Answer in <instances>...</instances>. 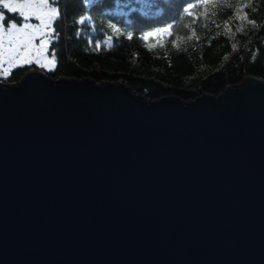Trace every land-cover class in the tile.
I'll return each instance as SVG.
<instances>
[{"label": "water", "instance_id": "95a60500", "mask_svg": "<svg viewBox=\"0 0 264 264\" xmlns=\"http://www.w3.org/2000/svg\"><path fill=\"white\" fill-rule=\"evenodd\" d=\"M0 264H264V79L0 82Z\"/></svg>", "mask_w": 264, "mask_h": 264}, {"label": "trees", "instance_id": "16d2710c", "mask_svg": "<svg viewBox=\"0 0 264 264\" xmlns=\"http://www.w3.org/2000/svg\"><path fill=\"white\" fill-rule=\"evenodd\" d=\"M245 4L255 10H240ZM57 6L49 45L55 61L44 71L50 79L121 80L150 100L183 101L201 91L216 96L243 75L264 79V0H58ZM161 29L168 31L143 39ZM28 69L18 66L0 82H18Z\"/></svg>", "mask_w": 264, "mask_h": 264}, {"label": "snow or ice", "instance_id": "6c2138e0", "mask_svg": "<svg viewBox=\"0 0 264 264\" xmlns=\"http://www.w3.org/2000/svg\"><path fill=\"white\" fill-rule=\"evenodd\" d=\"M201 2L207 3L208 0H201ZM57 4L58 0H0V69L3 68L6 56L9 58L10 65L14 61L31 63L42 50L48 47V44L55 38V29L52 25L60 17ZM227 7L231 8L233 5L228 4ZM239 8L240 10L243 8L255 10L254 5L251 4L241 5ZM9 13L15 14L20 22L17 23L16 18H10ZM237 18H240L239 15ZM243 18L247 20V13H244ZM33 19L38 23H31ZM80 22L83 23V18ZM247 23L256 26L255 20H247ZM110 27L115 29L116 26L110 25ZM237 30L242 31L243 29L241 27ZM161 31L166 32L168 29L146 33L143 39L148 40ZM37 37H40L38 44L36 43ZM129 38H131V33H129ZM111 39L112 37L109 36L108 40L111 41ZM232 47L235 50L236 44ZM54 61L55 52L53 50L47 63L52 64ZM35 63L40 65V60L35 59Z\"/></svg>", "mask_w": 264, "mask_h": 264}, {"label": "rangeland", "instance_id": "374dc122", "mask_svg": "<svg viewBox=\"0 0 264 264\" xmlns=\"http://www.w3.org/2000/svg\"><path fill=\"white\" fill-rule=\"evenodd\" d=\"M30 22L31 23H38V21H36L34 19L31 20ZM39 39H40V37H37V40H36L37 44L39 43ZM49 45H50V43L48 44V47L46 49L42 50V52L35 58V59L40 60V65H37V63H35V59L31 63H23L22 61H14L10 65L8 62L9 58L6 56L5 62L3 64V68L0 69V78H7L8 75L10 74L11 70H13L14 68H16L18 66H28L29 68L34 66L35 68L41 69L43 71H48L51 68H53L54 63H52V64L47 63L48 59L51 56L50 50H49ZM1 82H6V81H1Z\"/></svg>", "mask_w": 264, "mask_h": 264}]
</instances>
